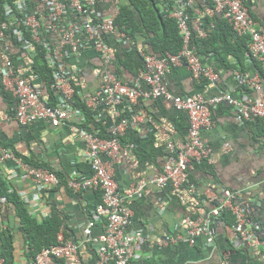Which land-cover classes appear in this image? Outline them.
I'll list each match as a JSON object with an SVG mask.
<instances>
[{"label": "built area", "instance_id": "2783aa9c", "mask_svg": "<svg viewBox=\"0 0 264 264\" xmlns=\"http://www.w3.org/2000/svg\"><path fill=\"white\" fill-rule=\"evenodd\" d=\"M209 1L214 11L226 19L236 33H249V49L252 56L264 68V28L249 17L242 1ZM118 3V0H15L13 4H4L3 20L0 21L1 84L17 98L16 119L23 124L35 119H45L55 127L68 125L70 132L83 139L86 144L85 161L91 173L81 174L78 178L71 177L68 186L74 192L91 189L99 191L102 195L101 203L93 212L94 220L104 219L103 232L93 237L91 242L97 256L95 264H134L132 260L135 247L143 238L140 229L131 227L134 212L127 204V200L140 195L147 181L142 179L131 184L123 195L117 192L111 169V165L119 159L123 150L119 137L126 132L127 126L132 124L118 109L120 104L125 101L130 107L136 104L140 97H162L171 100L177 110H184L187 113L188 142L168 144L173 156L162 165L161 169H156L150 179V183L157 188H164L170 183L178 187L187 182L192 164L208 156L209 148L200 133L201 129L210 126L209 106L226 103L232 107L240 121L252 117L264 119V93L258 75L240 80V83H249L255 91L256 96L253 100L238 99L231 93L217 94L207 99L201 94L195 96L171 94L165 81V71L169 63L176 65L184 61L195 81L214 82L217 78V74L212 69L203 66L190 46L192 33L196 32L199 36H204L205 31L202 29L200 19L192 28L189 27L181 0H177L179 7L172 13L178 22L184 42L178 54L168 55L167 58L143 54L146 70L142 73L141 79L131 81L118 78L112 71L115 57L111 47L104 40L105 37H111L122 45L130 40L114 24ZM93 7L102 10L96 11ZM33 42L44 46V56L53 78L50 87L58 92L53 106L38 100L40 95L46 93L42 85L39 83L33 85L22 75H15L13 64L15 65L18 60L25 70L31 66L32 60L27 58V53L36 55L33 51ZM89 54L100 61V68L90 62L92 58H88ZM4 61H6L5 65H3ZM77 76L100 81L98 90L83 97L87 105L94 110L100 102L105 104L119 120L112 126L110 138H99L93 133L78 129L74 124L79 113L73 109L70 102L74 92L71 81ZM142 81L148 85L147 91L142 89ZM137 117L146 119L144 110H140ZM5 160L14 161L15 166L21 169V177H29L34 183L37 192L33 196L34 203H37L44 188L57 183L54 174L21 162L13 152L0 146V161ZM20 174L12 171L11 177L16 178ZM235 196L233 192L226 190L224 198L208 216L186 217L183 226L187 243L193 244L195 238L204 235L206 244L209 247L213 246L215 229L211 225L210 216L217 217L221 209L228 208L236 218L233 230L235 236L240 237L238 244L264 245V230L260 235L258 230L253 231L247 227L245 202L248 201L233 205L232 200ZM243 203L246 205L242 206ZM93 225V221L86 224V234L91 233ZM178 240L183 241L180 234L166 235L159 244L167 245ZM60 258H78L76 244L71 239L64 238L62 229L57 234V244L42 249L32 264H55V260ZM222 264L232 263L225 259Z\"/></svg>", "mask_w": 264, "mask_h": 264}, {"label": "crops", "instance_id": "0c3cea01", "mask_svg": "<svg viewBox=\"0 0 264 264\" xmlns=\"http://www.w3.org/2000/svg\"><path fill=\"white\" fill-rule=\"evenodd\" d=\"M244 3L253 18L261 22L264 27V0H244ZM206 12L203 10L202 18L206 15L207 17L216 16L212 9H206ZM230 60L234 61L231 57ZM135 61L136 75L130 76L128 71L125 73V78L130 77L134 80L142 78V60L136 57ZM203 61L219 70L215 83L206 80L201 83L194 81L185 62L182 61L176 65H169L166 69L165 78L169 90L174 94L192 95L199 92L205 98L222 93H231L246 100L255 98L254 90H235L236 82L233 80L230 69L228 66L215 62L212 54L204 57ZM75 84L82 96L95 92L99 88V82L94 79L77 81ZM141 85L145 86L143 89H147L144 81ZM141 99L150 107L156 119L157 129L150 125L138 129L139 125L134 126L127 132V143L123 146L119 159L111 165L117 192L120 194L125 195L130 185L139 180L147 181L140 195L127 200V204L134 212L131 227L143 232V238L134 250L133 263L222 264V261L227 259L232 264H264V245L249 243L240 246L238 244L240 237L235 236L233 226H227L222 219L221 222L212 223L215 229L213 247L206 244L204 235L195 238L193 244L187 243L183 221L189 215L178 206L177 199L167 197L165 189H157L150 183V179L155 170L162 168L168 158L166 153L168 142L186 143L188 133L181 127L180 130L173 128V118H180L181 113L170 101L163 98L142 97ZM7 109V101L0 95V144H4L14 154L16 151L20 156L33 157L53 165L64 172L67 179L89 174V171L87 174L81 171L84 165L88 164L85 161L86 144L74 137L66 125L53 127L43 120L34 121L27 126L20 125L14 118L10 119L12 114ZM118 109L124 114L131 115L133 112L125 101L118 106ZM97 110L98 114H101L99 118L110 132L112 110L101 105L97 107ZM209 113L210 126L201 132L209 148V154L200 163L193 164L190 169L197 181L198 187H194L197 189L196 195L203 196L202 204L212 210L224 198L226 190L240 194L242 199L250 201L255 206L253 218L246 217L248 229L258 230L262 235L264 230V135H257L256 127L250 128L245 122L238 120L232 107L226 103L210 106ZM129 115L127 116L130 117ZM135 115V120L139 124L145 121L143 118L139 119L137 113ZM132 116L134 117V113ZM166 128L170 130L171 136L165 144L163 139L166 137ZM20 156L16 155L18 160L23 162ZM12 171L20 174L21 169L15 166L14 161H0V176L13 180ZM12 185L11 190L16 189L21 197H25L34 214H44L53 209L59 212L63 222V235L76 244L78 252L77 259L63 258L60 259L62 261L59 264H95L97 256L93 252L91 242L93 237L103 232L104 220H95L90 234L85 233V227L92 220L93 210L101 203L100 192L84 189L74 193L64 189V185L58 184L56 188H50L44 193V202L33 205L29 199L32 192V182L29 178L20 177L13 181ZM245 196H247L246 199ZM3 203L0 202L2 264H31L33 256L29 255L28 240L20 231L19 218L12 206ZM40 206L41 209L38 211L37 207ZM35 216L42 218L40 215ZM174 234H180L183 241L178 240L167 245L159 244L163 237ZM247 249L249 250L246 251Z\"/></svg>", "mask_w": 264, "mask_h": 264}, {"label": "trees", "instance_id": "16d2710c", "mask_svg": "<svg viewBox=\"0 0 264 264\" xmlns=\"http://www.w3.org/2000/svg\"><path fill=\"white\" fill-rule=\"evenodd\" d=\"M14 1L15 0H0V21L3 20L2 12H4V4H13ZM242 1L244 3V0ZM174 2V0H121L114 24L120 30H124V32L130 37V40L128 44L121 45L117 43L114 38H104V40L110 45L111 51L116 57L112 66V71L118 78H125V73L128 71L130 76L136 75V68H134L136 62L135 59L136 57L142 58L139 54L141 50L145 53L153 54L158 57H166L167 54L174 55L179 52L183 44L182 36L179 33L176 20L169 16L170 11H168L173 8ZM195 3L199 4L201 6V10H204L205 12L206 9H211L212 7V4L209 1L204 2L202 0H195ZM196 4L187 6L185 10L188 14L189 25L191 27L194 19H196V15L194 13ZM211 17H207L206 15L204 19L207 20L208 23L213 22L214 28L207 32L204 37H200L196 32L192 33L190 38L191 46L201 58L212 54L215 61L221 63L222 66H228L229 69H236L241 72L245 71L247 68L246 59L250 58V53L247 47V37H235L232 28L227 21L215 15H212ZM208 23L202 24V28L204 30L207 29ZM232 37L235 39L234 42L231 41ZM32 46L33 50L36 52V55L28 54L29 58L32 59V69L34 73L39 76L40 80L45 82L49 96L54 103L57 95L55 94V90L50 87L53 82V78L51 69L49 68L44 56V46L37 42H33ZM230 57L234 59L233 62L230 60ZM88 58H92V54H89ZM91 61L99 68L101 67V63L96 57H93L90 62ZM250 63L260 74L264 91V70L261 64L255 59L251 58ZM130 69L132 71L134 69V71L132 72ZM142 70H145L144 64ZM79 80H82V78L77 76L76 79L71 81V85H73L75 90L70 102L73 109L79 113L74 124L78 129L93 133L99 138H110V133L107 131L102 119L99 118L98 110H94L88 106L85 100H83L78 93V88L75 83ZM197 85L200 86L201 84ZM142 87L144 88L145 86L142 85ZM0 95L5 101H11L10 95L3 90L2 86H0ZM130 109L133 111L132 114L137 113L140 110H144L147 120L146 123L144 122L139 124L136 120H134L133 116L131 117L132 114L129 115L128 113H125L130 116L129 118L133 123L128 126L125 134L119 137V141L122 146L127 143V132H129L136 125H139L137 127L138 129L140 127L147 126V124H152L155 130L157 129V124L155 122L156 119L153 117L150 107L144 104L142 99H139L136 104H133L130 107ZM180 113V118H173V128L180 130L179 128L181 127L188 130L189 124L187 115L184 112ZM111 122L114 123L116 120H113L112 118ZM244 122L250 128L252 126L256 127L257 135H264V121L261 117H252L248 120H244ZM158 129L160 130V127ZM202 131L203 129L201 132ZM165 136L166 137L164 139L161 137L164 143H166L168 137L171 136L170 130L167 128L165 130ZM1 145L4 146V144ZM166 153L169 155L168 152ZM15 155L18 157L20 156L16 151ZM20 157L33 167L43 168L55 173L59 178V184L64 185L63 188L71 192V189L67 187V176H65L64 172L55 168L51 164L43 162L42 160L26 156ZM81 171L84 174H87L88 171L89 174L91 173L88 164L84 165ZM3 178L5 177L0 176V202H4L3 204L12 206L15 210V213L20 221V231L28 240L29 255L34 257L43 247L57 243L56 234L63 223L60 219V214L56 209H53L52 211L50 210L49 214L43 219L41 218L38 220L36 216L30 213L29 208L19 196L17 191L11 190V188H13V180ZM196 182L197 181L193 174L189 172L187 182L178 187H174L170 183L166 186V188H164L168 195L167 197L177 199L178 206L191 218H195L199 215H208L210 211L202 204V198L204 197H201V195L198 197L196 195L197 189L194 188L195 186L198 187ZM233 193L236 195L232 200L233 205L245 202L240 194L235 193V191ZM246 197L247 196H245V199ZM245 203H243L242 206L246 205L245 211L247 212V217H249V219L253 218L255 206L250 202ZM218 217L221 218L227 226H233L236 222L235 215L228 208L221 209ZM211 221L214 222L213 219ZM248 250L249 249L246 251ZM61 261L62 260H57L56 264H59Z\"/></svg>", "mask_w": 264, "mask_h": 264}, {"label": "clouds", "instance_id": "9594fccd", "mask_svg": "<svg viewBox=\"0 0 264 264\" xmlns=\"http://www.w3.org/2000/svg\"><path fill=\"white\" fill-rule=\"evenodd\" d=\"M119 1V3H118V5H117V10H116V15H117V12H118V8H119V4H120V2H121V0H118ZM175 2H174V5H173V8L171 9V10H168V11H170L169 12V16L170 17H172V18H174V16L172 15V13L173 12H175V10L179 7L178 6V3H176L177 2V0H174ZM202 1H209V0H202ZM242 1V0H241ZM181 2H182V4H184V7H183V13L185 14V16H187V22H188V25H189V17H188V14L185 12V10H186V8H187V6H191V5H193V4H196L195 3V0H191V2L189 1V0H181ZM210 2V1H209ZM211 3V2H210ZM242 3H243V1H242ZM212 4V3H211ZM243 5L246 7V5L243 3ZM201 6L199 5V4H196V6H195V8H194V13H195V15H196V19H194V22H193V25H192V27L194 26V23L198 20V19H200V22H201V25L203 24V23H208L207 22V20H204V18H202V15H201V13L203 12V10H201V8H200ZM94 8V7H93ZM247 8V7H246ZM211 9L213 10V12L216 14V16L217 17H220V18H223V17H221V15L220 14H218V13H216L215 11H214V8H213V5H212V7H211ZM94 10H96V11H99V10H102V9H100L99 7H96V8H94ZM247 11H248V14H249V17L250 18H252L254 21H256V22H258L262 27H263V25L261 24V22H259L258 20H256L255 18H253V16L251 15V13H249V10H248V8H247ZM115 18H116V16H115ZM175 19V18H174ZM224 19V18H223ZM176 20V19H175ZM203 20H204V22H203ZM225 21H227L226 19H224ZM176 22H177V20H176ZM227 23L231 26V28H232V31H233V33H234V36L235 37H247V39H248V43H247V47H248V51H249V53H250V58H248V59H246V70L245 71H237L236 69H230V72L233 74V80H234V82H236L235 84H236V87H235V90L236 91H239V90H245V89H251V90H253L252 89V87H251V85L249 84V83H247V82H245V83H240V80L242 79V78H250V77H252V76H254V75H258L259 76V79H260V82H261V90L263 91V87H262V80H261V77H260V74H259V72L251 65V58L252 59H255L253 56H252V53H251V51H250V49H249V43H250V35H249V33L248 34H238V33H236L235 32V30L233 29V27H232V25L227 21ZM177 26H178V22H177ZM207 29H205L204 31H205V35L204 36H206V34H207V32H209V31H211V29L212 28H214V24H213V22H209L208 24H207ZM189 27L190 28H192L190 25H189ZM264 28V27H263ZM203 29V28H202ZM178 30H179V28H178ZM123 32H124V30H122ZM125 33V32H124ZM179 33H180V31H179ZM193 33H195V32H193ZM126 34V33H125ZM181 34V33H180ZM127 35V34H126ZM128 36V35H127ZM182 36V35H181ZM204 36H200V37H204ZM129 37V36H128ZM130 38V37H129ZM234 37H232V39H231V41L232 42H234ZM115 41L117 42V43H119L116 39H115ZM182 43L184 44V42H183V37H182ZM119 44H121V43H119ZM128 44V43H127ZM183 44H182V47H183ZM109 45V44H108ZM122 45V44H121ZM110 46V45H109ZM190 46H191V43H190ZM181 47V48H182ZM192 47V46H191ZM193 48V47H192ZM194 49V48H193ZM181 50V49H180ZM179 50V51H180ZM34 51V53H35V50H33ZM194 51H195V49H194ZM28 54H32V53H27V58L29 57L28 56ZM139 54L141 55V59H142V61H143V64H144V69L146 70V68H145V60H144V56H143V54H149V53H145L144 51H140L139 52ZM178 54V53H177ZM177 54H174V55H177ZM197 54V53H196ZM114 55V54H113ZM150 55H153V54H150ZM168 55H173V54H167L166 55V57H158V56H156V55H154V56H156V57H158V58H167L168 57ZM198 55V54H197ZM114 57H115V55H114ZM198 57H199V59H200V61L202 62V64H203V66H206V67H208V68H210V69H212L216 74L218 73L217 71H219V70H217V67H211V66H209L208 64H206V62H204L203 61V58H201L199 55H198ZM29 59V58H28ZM31 59V58H30ZM6 60V59H5ZM32 60V59H31ZM115 60H116V57H115ZM256 61H258L257 59H255ZM115 62V61H114ZM216 62V61H215ZM259 62V61H258ZM5 63H6V61H4L3 62V65H5ZM26 63V62H25ZM260 63V62H259ZM186 64V63H185ZM261 64V63H260ZM21 65V66H20ZM169 65H173V64H168V66ZM175 65V64H174ZM13 66H14V70H15V75H22L23 77H25L29 82H31V83H33V85H36V83H39V85H42L43 86V89H45L46 90V93L45 94H42V95H40L39 96V98H38V100L39 101H42V102H46L48 105H50V106H53L54 104H55V102H56V100H57V97H58V92H56V90H55V94L57 95L56 96V99H55V101H54V103L52 102V100H51V98H50V96H49V92H48V90H47V88H46V84H45V82H43L42 80H40V78H39V76L36 74V73H34V71H33V69H32V64H31V66L29 67V68H26V70L22 67V63L20 64V62H19V60H18V62H16V64L14 65L13 64ZM167 66V67H168ZM187 66V65H186ZM261 66H262V64H261ZM262 68H263V66H262ZM167 69V68H166ZM145 70L143 71V72H145ZM189 70V69H188ZM263 70H264V68H263ZM17 73V74H16ZM165 73H166V71H165ZM190 73V72H189ZM237 76V77H236ZM81 77V76H80ZM238 77L240 78V79H238ZM82 78V77H81ZM192 78V77H191ZM127 79H130L129 77H127V78H123V80H127ZM217 79H218V74H217V78H216V80L213 82V83H215L216 81H217ZM89 80H91V78H82V80H79V81H89ZM130 80H134V79H130ZM194 80V79H193ZM96 81V80H95ZM98 81V80H97ZM165 81H166V83H167V86H168V82H167V80H166V78H165ZM195 81V80H194ZM99 82V81H98ZM197 82H202V80H199V81H197ZM0 86H2V88H3V90L4 91H6L9 95H10V97H11V101H7V104H8V109H7V111L8 112H10L11 114H12V117L10 118V119H12V118H14V120L16 121V122H18L20 125H24V126H27V125H29V124H31L32 122H34V121H38V120H43V121H47V120H45V119H35L34 121H32V122H29V123H25V124H23V123H21L20 121H18V119H16V117H15V110H16V106H17V98L15 97V96H13L12 94H11V92L10 91H8V90H5L4 89V86L1 84V72H0ZM142 87V86H141ZM146 87H147V89L145 90V89H143V87H142V89L144 90V91H147L148 89H149V87H148V85H146ZM74 90H75V88H73ZM168 89H169V86H168ZM78 91V90H77ZM170 91V90H169ZM171 92V91H170ZM255 92V91H254ZM74 93V92H73ZM78 93L80 94V96L83 98V100H84V97L81 95V93L78 91ZM263 93H264V91H263ZM88 94H90V93H88ZM171 94H173L174 96H195V95H197V94H201V93H199V92H197L196 94H192V95H190V94H174V93H172L171 92ZM256 94V93H255ZM202 95V94H201ZM72 96H73V94H72ZM203 96V95H202ZM233 97H235V98H238V99H243V98H240V97H237V96H234V95H232ZM256 96V95H255ZM211 97V96H210ZM72 98V97H71ZM142 97H140L139 99H141ZM158 98H162V97H158ZM204 99H207V98H205V97H203ZM209 98V97H208ZM138 99V100H139ZM152 99H157V98H152ZM163 99H165V98H163ZM4 100V99H3ZM165 100H168V99H165ZM168 101H170L171 103H172V105H173V102L171 101V100H168ZM52 104V105H51ZM104 106V107H108V106H106L105 104H103V103H101L100 102V104H98V106ZM132 106V105H131ZM130 106V107H131ZM173 107H174V105H173ZM109 108V107H108ZM175 108V107H174ZM209 108H210V106H209ZM97 109V108H96ZM95 109V110H96ZM176 109V108H175ZM177 110V109H176ZM177 111H179V112H184L186 115H187V113H186V111H184V110H177ZM121 112H122V110H121ZM138 113V112H137ZM122 114L124 115V116H126L127 117V119L130 121V122H132L131 120H130V118L126 115V114H124L123 112H122ZM210 114V113H209ZM99 115V117L101 116V114H98ZM112 116H113V120L115 119L116 120V122H110L111 123V125L113 126V125H115L116 123H118L119 122V120L112 114ZM8 117H9V115H8ZM263 119V118H262ZM134 120H135V113H134ZM188 120V119H187ZM263 121H264V119H263ZM50 125H51V123L49 122V121H47ZM145 123H146V119H145V121H144ZM143 122V123H144ZM242 122H244V121H242ZM133 123V122H132ZM131 125V123L129 124V126ZM147 125H150V126H152L153 127V125L152 124H147ZM52 126V125H51ZM62 126V125H61ZM67 127H68V129H69V126L68 125H66ZM53 127H55V126H53ZM59 127V126H58ZM127 128H128V126H127ZM127 128H126V130H127ZM110 129H112V127L110 128ZM204 129V128H203ZM206 129V128H205ZM202 130V129H201ZM110 135H111V130H110ZM187 133H188V130H187ZM73 134V133H72ZM125 134V133H124ZM123 134V135H124ZM200 135H201V138H202V134L200 133ZM73 136L74 137H76V138H78V139H80V140H82L83 141V139H81L80 137H77V136H75L74 134H73ZM188 137V136H187ZM203 139V138H202ZM186 142H188V138H187V141ZM167 143V142H166ZM165 143V144H166ZM169 143H171V141L170 142H168V144ZM168 144H167V151H168V153H169V155H168V158L166 159V161L171 157V156H173V154H172V152L168 149ZM171 144H175V143H171ZM0 146H2L1 144H0ZM2 147H4V148H6V149H8L6 146H2ZM123 147V146H122ZM9 150V149H8ZM11 151V150H10ZM12 152V151H11ZM14 154V153H13ZM209 154V153H208ZM15 155V154H14ZM15 157H16V155H15ZM17 158V157H16ZM205 158H207V157H205ZM205 158H203L201 161H203ZM18 159V158H17ZM8 161H10V160H5V161H1V162H8ZM165 161V162H166ZM200 161V162H201ZM23 162H25V161H23ZM164 162V163H165ZM200 162H196V163H193V164H198V163H200ZM25 163H27L28 164V162H25ZM192 164V165H193ZM30 165V164H29ZM31 166V165H30ZM33 167V166H32ZM37 168V167H36ZM41 169H43V168H41ZM161 169V168H160ZM44 170H46V169H44ZM48 171V170H47ZM48 172H50V171H48ZM189 172H190V170H189ZM50 173H52V174H54L56 177H57V175L55 174V173H53V172H50ZM188 175H189V173H188ZM21 177V174L20 175H18L16 178H13V181H16L17 179H19ZM24 178H29V177H24ZM30 179V178H29ZM70 179V178H69ZM69 179H67V187H69L68 186V181H69ZM32 182V181H31ZM58 184H59V178L57 177V183L55 184V185H51V186H49V187H46V188H44L42 191H41V193H40V198H38V200H37V203L36 204H38V202L39 203H41L42 201L44 202L45 201V198H44V193L48 190V189H50V188H56L57 186H58ZM154 185V184H153ZM155 186V185H154ZM34 183L32 182V188H31V190H32V192H31V194L29 195V199H30V202L34 205V201H33V196H34V194L35 193H37L36 191H35V189H34ZM156 188H157V186H155ZM164 188H166V186L164 187ZM164 188H157V189H159V190H163ZM71 189V188H70ZM16 190V189H15ZM84 190V189H83ZM17 191V190H16ZM71 191H73L72 189H71ZM81 191V190H80ZM80 191H78V192H80ZM228 191H230V190H228ZM74 192V191H73ZM78 192H74V193H78ZM18 193V192H17ZM101 194V193H100ZM20 196V195H19ZM21 197V196H20ZM22 198V200L24 201V203L27 205V207L29 208V211H30V213L31 214H33L34 216L35 215H40V216H42V219L45 217V216H47L48 214H49V212L48 211H46L44 214H42V213H40V214H34V212H31V209H30V206H29V204H27V202H26V199H25V197H21ZM101 198H102V195H101ZM102 201V200H101ZM248 202H250V201H248ZM218 206V205H217ZM216 206V207H217ZM215 207V208H216ZM38 208V211L41 209V206L40 207H37ZM95 210V209H94ZM94 210H93V212H94ZM213 210V209H212ZM212 210H210L209 211V213L208 214H210L211 212H212ZM205 216H208V215H205ZM37 217V216H36ZM37 219H39L38 217H37ZM216 220V219H221V218H219L218 216L217 217H215V216H210V221L211 220ZM104 220V219H103ZM91 221H93L94 223H95V220H94V218H93V213H92V220ZM90 221V222H91ZM212 221H211V225H212ZM60 229H62V234H63V226L61 225L60 226V228H59V230ZM59 230H58V232H59ZM58 232H57V234H58ZM64 236V235H63ZM65 238V237H64ZM67 239H69V238H67ZM56 241H57V238H56ZM57 244V243H56ZM51 245H54V244H51ZM51 245H49V246H51ZM49 246H47V247H49ZM47 247H43L42 249H44V248H47ZM211 247H213V246H211ZM41 249V250H42ZM41 250L37 253V254H39L40 252H41ZM94 252V251H93ZM37 254L33 257V260L35 259V257L37 256ZM95 254V253H94ZM96 255V254H95ZM1 257V256H0ZM60 259H63V258H60ZM60 259H56L55 260V264L57 263V260H60ZM0 260H1V258H0ZM33 260H32V262H33ZM132 262H133V260H132ZM1 264H2V261H1ZM32 264V263H31Z\"/></svg>", "mask_w": 264, "mask_h": 264}, {"label": "water", "instance_id": "95a60500", "mask_svg": "<svg viewBox=\"0 0 264 264\" xmlns=\"http://www.w3.org/2000/svg\"><path fill=\"white\" fill-rule=\"evenodd\" d=\"M215 221H216V222H217V221L221 222V219H216Z\"/></svg>", "mask_w": 264, "mask_h": 264}]
</instances>
